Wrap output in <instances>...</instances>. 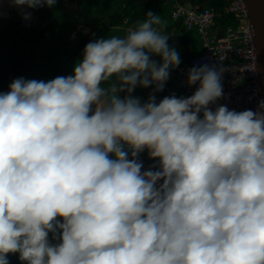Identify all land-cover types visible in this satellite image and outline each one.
I'll list each match as a JSON object with an SVG mask.
<instances>
[{"label":"clouds","instance_id":"1","mask_svg":"<svg viewBox=\"0 0 264 264\" xmlns=\"http://www.w3.org/2000/svg\"><path fill=\"white\" fill-rule=\"evenodd\" d=\"M165 27L148 11L71 74L0 91V264H264V100L217 104L209 64L188 70L190 96L157 100L181 63Z\"/></svg>","mask_w":264,"mask_h":264},{"label":"trees","instance_id":"2","mask_svg":"<svg viewBox=\"0 0 264 264\" xmlns=\"http://www.w3.org/2000/svg\"><path fill=\"white\" fill-rule=\"evenodd\" d=\"M79 1V0H78ZM77 0H68L75 4ZM82 1V0H81ZM83 3H89L88 0ZM231 0H179L180 3H190L193 7L203 6L211 8L218 16L219 26H236L237 18L226 11ZM95 2L96 10L92 17L86 20L85 12L71 19L62 3L57 2L54 7H39L30 9L32 12L30 24L18 29L20 23L1 18L0 23V91L7 92L6 85L9 74L16 78L36 79L48 81L57 76L71 74L73 65L81 58L85 45L91 40L121 36L127 32L126 27L135 25L145 19V13L152 11L165 22L167 32L170 30L172 19L170 5L163 6L160 0H90ZM76 23L90 27V33H82ZM164 29V30H165ZM181 43L178 51L185 58L202 53L199 46L197 30H178ZM122 35L121 37H123ZM157 60L158 57H154ZM182 58L185 60L184 56ZM8 70L9 72H5ZM179 96H190L189 89ZM152 88L144 89L149 94ZM167 94L165 91L157 93V100ZM178 96V97H179ZM9 264H21L18 254H9Z\"/></svg>","mask_w":264,"mask_h":264},{"label":"built area","instance_id":"3","mask_svg":"<svg viewBox=\"0 0 264 264\" xmlns=\"http://www.w3.org/2000/svg\"><path fill=\"white\" fill-rule=\"evenodd\" d=\"M170 5L174 22H182L188 29L196 28L202 39V53L189 57L183 64L170 72L167 81L179 88L194 92L196 86L189 87L186 82L188 70L203 64L222 66L225 69L222 77L224 98L217 104L227 105L229 109L242 111L256 110L259 99L258 71L253 41V28L243 0H231L226 11L233 14L238 23L227 26L221 33L217 14L210 8H188L177 0H161ZM141 159L147 167L151 161L146 153Z\"/></svg>","mask_w":264,"mask_h":264},{"label":"rangeland","instance_id":"4","mask_svg":"<svg viewBox=\"0 0 264 264\" xmlns=\"http://www.w3.org/2000/svg\"><path fill=\"white\" fill-rule=\"evenodd\" d=\"M78 1V0H77ZM81 0L78 1V3H80ZM81 2H84V0H82ZM88 2L90 3V0H88ZM89 3H84L82 5V8H79L77 7V10L75 7H73L71 4H65L63 3L64 7H65V12L67 13H70L72 12V10H76V14H79L81 9L83 10V12H85V19L88 20L92 17V14L95 12L96 10V5H95V2H93L92 4H89ZM75 12V11H74ZM25 13H30V16L28 19H25L24 18V14ZM31 15H32V12L29 8L27 7H24V6H13L11 5L8 0H0V19L5 17L6 20H11L13 22H17V23H20L18 25V29L21 28V25L22 26H27L30 24V20H31ZM0 23H1V20H0ZM85 25H81L79 23V25L77 26L78 30H82V32H85L87 33V30L89 29V32H90V27H87ZM6 73L9 72L8 70L5 71ZM13 75L12 74H9V79H8V82H7V85H6V90L8 91V86L9 84L12 82V79H13ZM172 84V86H174V83L173 82H170ZM143 88H137L134 95L136 96H139L141 97L142 100H146L147 97H148V94H146L145 92H143ZM165 91V90H164ZM188 90L185 89V88H172L171 91H165V93L167 95H172V94H175L177 97L180 95V94H183L184 92H187ZM180 97V96H179Z\"/></svg>","mask_w":264,"mask_h":264},{"label":"water","instance_id":"5","mask_svg":"<svg viewBox=\"0 0 264 264\" xmlns=\"http://www.w3.org/2000/svg\"><path fill=\"white\" fill-rule=\"evenodd\" d=\"M253 28L256 66L259 74L260 101L264 100V0H243ZM189 8L190 3L186 4Z\"/></svg>","mask_w":264,"mask_h":264},{"label":"crops","instance_id":"6","mask_svg":"<svg viewBox=\"0 0 264 264\" xmlns=\"http://www.w3.org/2000/svg\"><path fill=\"white\" fill-rule=\"evenodd\" d=\"M161 1V0H160ZM177 1H179V0H177ZM161 3H162V1H161ZM84 4V3H83ZM82 4V5H83ZM71 5L73 6V7H75L76 8V10H77V7H79V8H82V5H80L79 3H75V4H73V3H71ZM162 5L163 6H167V5H164L163 3H162ZM196 8H207V7H203V6H196ZM172 9V8H171ZM171 9H170V13H171ZM76 10H72V12H70V13H68V17H71V19L75 16V15H73V13H74V11H76ZM82 10V9H81ZM171 19H172V17H171ZM79 25V23H76V26H78ZM134 26V25H133ZM133 26H131V27H133ZM227 27V26H226ZM87 28V27H86ZM128 28H130V27H126V30L128 29ZM183 28H185L187 31H192V30H197L196 28H191V29H188L182 22H174V20L172 19V24H171V27H170V30L167 32V29H165L164 30V34H166L167 36H169V41H168V43H169V45L170 46H172V47H174L176 50H177V52L178 51H181V49L179 48V44L181 43V35L180 34H178V30H181V29H183ZM224 30V28L222 27V26H220L219 27V29H217L216 30V34H218V33H221L222 34V31ZM81 32H82V30H81ZM198 32V31H197ZM82 33H85V32H82ZM89 33V29L87 30V33L86 34H88ZM122 35H126V32L125 33H123ZM121 35V36H122ZM114 36H118L117 34H114ZM199 42H200V44H199V46H200V48H201V51H202V39L200 38V36H199ZM179 53V52H178ZM179 55H180V59H181V63L180 64H183L189 57H187V58H185V55L183 54H181V53H179ZM182 56H184V58H185V60L182 58ZM156 59V58H155ZM179 88L176 84H174V86H172V84L169 82V83H166V85H165V88H164V90L166 91H171V89L172 88ZM190 91H192V90H190ZM189 91V94H192L191 92ZM188 93V92H187ZM184 97H187V96H184Z\"/></svg>","mask_w":264,"mask_h":264}]
</instances>
